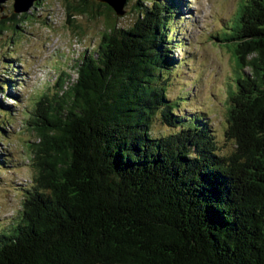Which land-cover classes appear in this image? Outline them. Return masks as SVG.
<instances>
[{"label":"trees","instance_id":"obj_1","mask_svg":"<svg viewBox=\"0 0 264 264\" xmlns=\"http://www.w3.org/2000/svg\"><path fill=\"white\" fill-rule=\"evenodd\" d=\"M128 1L131 26L108 15L75 79L62 72L35 104L34 174L0 234V264H264V0H244L216 38L236 71L228 153L201 120L174 113L159 83L175 63L172 0ZM14 17L0 16V34ZM157 117L171 132L152 134Z\"/></svg>","mask_w":264,"mask_h":264},{"label":"rangeland","instance_id":"obj_2","mask_svg":"<svg viewBox=\"0 0 264 264\" xmlns=\"http://www.w3.org/2000/svg\"><path fill=\"white\" fill-rule=\"evenodd\" d=\"M13 2L1 4L0 13L17 20L6 22L0 34V234H8L18 223L24 191L31 186V146L38 142L33 122L40 120L35 104L58 91L56 85L66 80L62 72L75 79L74 66L97 47L108 15L110 24L125 29L136 16L134 1L126 2L120 17L111 9L108 14L104 4L98 6L93 0H37L19 14L13 12ZM160 2L166 6L168 0ZM243 2L172 0L169 10L172 41L167 47L175 63L159 83L176 104L175 114L206 125L219 153L231 150L224 132L228 91L235 86L236 71L230 48L216 38L229 29ZM68 4H87L90 13H75ZM171 130L159 117L153 120V135Z\"/></svg>","mask_w":264,"mask_h":264},{"label":"water","instance_id":"obj_3","mask_svg":"<svg viewBox=\"0 0 264 264\" xmlns=\"http://www.w3.org/2000/svg\"><path fill=\"white\" fill-rule=\"evenodd\" d=\"M6 1L8 0H0V12L3 11V6H4V5L2 6L1 4H3ZM12 1H14L13 12L19 14L24 12L26 13L33 5V3L36 2L37 0H26L25 2L22 0H12ZM93 1L108 6L117 17L123 16L125 13L124 6L127 0H93Z\"/></svg>","mask_w":264,"mask_h":264}]
</instances>
